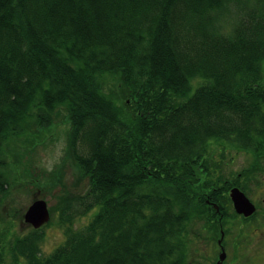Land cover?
<instances>
[{
  "label": "trees",
  "instance_id": "16d2710c",
  "mask_svg": "<svg viewBox=\"0 0 264 264\" xmlns=\"http://www.w3.org/2000/svg\"><path fill=\"white\" fill-rule=\"evenodd\" d=\"M61 106L77 182H30L59 188L65 238L45 254L44 226L20 217L31 227L0 229V264H182L186 225L227 215L231 187L248 194L213 151L251 152L244 179L264 173V0H0V155L17 168L4 145Z\"/></svg>",
  "mask_w": 264,
  "mask_h": 264
},
{
  "label": "rangeland",
  "instance_id": "374dc122",
  "mask_svg": "<svg viewBox=\"0 0 264 264\" xmlns=\"http://www.w3.org/2000/svg\"><path fill=\"white\" fill-rule=\"evenodd\" d=\"M104 85L109 90L117 89L115 86V80L112 78H106ZM195 90V85L193 82ZM37 112V111H36ZM67 113L65 107H59L52 120L54 124L48 127H38L32 124V132L30 135L21 136L20 139L10 140V142L4 145L3 152H8L10 149L13 152L21 153L20 163L15 168V162L12 161V156L7 154L0 155V174L7 175L10 179L11 187L6 192L3 202L0 205V229L11 228L12 232L17 234H23L31 227L25 223H22L20 217L24 220V213L29 205L37 199L38 195L44 197L48 206L52 207L57 202V196L54 194L59 190L56 188L52 193L37 192L38 187L30 182L31 177L36 176L43 181H46L47 175L50 171L59 174L62 177V181L73 186V183L77 182L78 169L76 164L70 159H64L66 156V148L68 141V124L65 121L64 115ZM29 145L31 150H27L25 145ZM34 148V149H33ZM24 153H22V150ZM15 155V153L13 154ZM213 161L219 165L220 169L230 171L232 175L241 173L242 182L247 183L248 196L263 203L264 199V187L263 190L256 189L257 183L264 184V173L257 175L256 181L251 179H244V176L248 175V171L256 170L255 157L251 152L237 149L233 146L226 145L225 148L220 147L213 151ZM264 167V163H263ZM30 174H29V173ZM28 173V174H27ZM32 173V174H31ZM15 183V184H14ZM7 187V186H6ZM88 187L86 180L82 181L80 186L76 189L84 191ZM232 188V187H231ZM31 192V193H28ZM36 192V195H35ZM230 195V190H229ZM41 198V197H39ZM227 215H220L216 218H212L210 223L208 218L204 215L194 217L187 225L184 232L186 240V247L183 255L182 264H215L220 260V254H218L220 247L219 244L226 241L230 243L233 241V245L228 246L230 264H242L241 262V217L240 215H234L231 209H234L233 205L228 208ZM14 211L16 214H14ZM236 212V211H235ZM93 212L80 216L76 220V226L88 223L92 217ZM217 219L222 220L218 222ZM58 222V215L55 214V218L52 221L51 211L50 219L44 226V240L42 243V249L45 254L51 252L55 247L63 242L65 238L64 229ZM48 224V225H47ZM214 229L220 231L215 233ZM223 233H222V231ZM264 238V234L258 235ZM221 239V242H219ZM219 243V244H218ZM236 243V247L235 244ZM264 246V241L260 243ZM229 248L230 251H229ZM219 256V258H218ZM9 259V257H7ZM218 259V260H217ZM226 259V258H225ZM224 259V260H225Z\"/></svg>",
  "mask_w": 264,
  "mask_h": 264
},
{
  "label": "flooded vegetation",
  "instance_id": "af4514ba",
  "mask_svg": "<svg viewBox=\"0 0 264 264\" xmlns=\"http://www.w3.org/2000/svg\"><path fill=\"white\" fill-rule=\"evenodd\" d=\"M256 189L263 190L264 184L257 183ZM250 197V196H249ZM252 202L255 204V212L250 216L240 215L241 217V262L242 264H264V246H261L260 243L264 241V238L258 236L260 234H264V199L263 203L259 201H255L250 198ZM212 205V202L210 203ZM217 205V204H216ZM215 205V209L219 210V206ZM213 206V205H212ZM214 207V206H213ZM222 231V230H221ZM219 244V243H218ZM235 247L237 246L236 243ZM233 245V241L227 243L226 241L219 244L220 252L222 248L226 252V259L223 261L222 264H230V261L233 259H229L228 255V246ZM231 248H229L230 251ZM219 258V256H218ZM218 260V259H217ZM217 264V261L216 263Z\"/></svg>",
  "mask_w": 264,
  "mask_h": 264
},
{
  "label": "water",
  "instance_id": "95a60500",
  "mask_svg": "<svg viewBox=\"0 0 264 264\" xmlns=\"http://www.w3.org/2000/svg\"><path fill=\"white\" fill-rule=\"evenodd\" d=\"M230 196L233 201L234 208L239 214L249 216L255 212V205L245 192L238 186L231 188ZM25 222L31 224L35 228H39L50 219V211L48 208L47 201L43 198H38L33 201L24 214ZM221 242V239L219 240ZM226 257L224 250L220 253V260L217 264H222Z\"/></svg>",
  "mask_w": 264,
  "mask_h": 264
}]
</instances>
